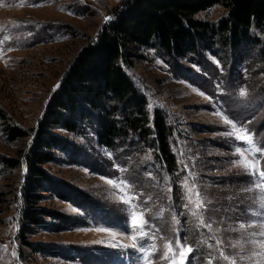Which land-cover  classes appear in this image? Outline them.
I'll return each instance as SVG.
<instances>
[{
  "label": "rangeland",
  "instance_id": "1",
  "mask_svg": "<svg viewBox=\"0 0 264 264\" xmlns=\"http://www.w3.org/2000/svg\"><path fill=\"white\" fill-rule=\"evenodd\" d=\"M122 1L0 0V264H264V59L255 48L176 61L139 50L125 70L151 118L161 111L170 119L173 173L136 139L110 150L95 126L59 130L79 154L57 152L44 168L97 207L39 191L35 207L66 218L24 219L25 157L37 128ZM227 15L215 6L196 18ZM13 127L27 135L11 140Z\"/></svg>",
  "mask_w": 264,
  "mask_h": 264
},
{
  "label": "trees",
  "instance_id": "2",
  "mask_svg": "<svg viewBox=\"0 0 264 264\" xmlns=\"http://www.w3.org/2000/svg\"><path fill=\"white\" fill-rule=\"evenodd\" d=\"M215 6L228 10L218 23L196 18ZM240 48L246 52L255 48L264 59V0L122 1L66 72L30 144L23 192L30 204L23 213L29 226L45 225L44 217L66 218L35 207L41 199L39 191L64 202L97 207L83 191L46 172L44 165L53 162L57 152L79 154L76 144L56 131L76 134L95 126L98 144L110 150L136 139L151 147L166 172L173 173L175 130L170 119L161 111L151 118L146 96L125 70L133 66L139 50H156L162 59L176 61L202 57L215 49ZM0 119H6L1 111ZM7 131L11 140L27 135L17 127Z\"/></svg>",
  "mask_w": 264,
  "mask_h": 264
},
{
  "label": "snow or ice",
  "instance_id": "3",
  "mask_svg": "<svg viewBox=\"0 0 264 264\" xmlns=\"http://www.w3.org/2000/svg\"><path fill=\"white\" fill-rule=\"evenodd\" d=\"M245 139H249L248 137H245ZM249 142L251 143V140L249 139ZM261 147H264V145H262ZM261 207L262 208H264V197H262V203H261ZM133 223L135 224V219L133 220ZM207 227H211V225L210 224H208V225H206ZM175 243V242H174ZM192 251V249L191 248H189L188 249V252H191ZM177 252H178V254L183 258V256L185 255V253L184 252H181L180 251V249H179V247H177ZM181 264H183V260H181Z\"/></svg>",
  "mask_w": 264,
  "mask_h": 264
}]
</instances>
